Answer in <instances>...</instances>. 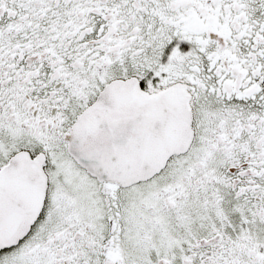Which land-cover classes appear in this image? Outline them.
<instances>
[{
  "label": "snow or ice",
  "instance_id": "snow-or-ice-1",
  "mask_svg": "<svg viewBox=\"0 0 264 264\" xmlns=\"http://www.w3.org/2000/svg\"><path fill=\"white\" fill-rule=\"evenodd\" d=\"M0 264H264V0H0Z\"/></svg>",
  "mask_w": 264,
  "mask_h": 264
}]
</instances>
